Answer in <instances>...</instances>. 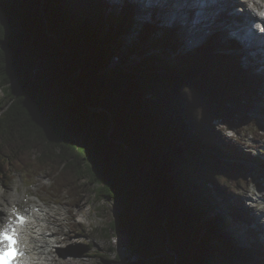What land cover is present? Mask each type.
<instances>
[{"label": "trees", "instance_id": "1", "mask_svg": "<svg viewBox=\"0 0 264 264\" xmlns=\"http://www.w3.org/2000/svg\"><path fill=\"white\" fill-rule=\"evenodd\" d=\"M123 1L0 0V184L48 172L53 194L79 202L88 178L99 201L122 207L107 231L127 230L139 258L121 264H174L160 256L165 217L151 193L161 189L180 264H264L251 230L246 243L227 240L235 216L248 220L228 189L249 179L244 151L214 125L251 123L262 77L219 33L177 54L174 29L140 20ZM164 48L172 60L162 59ZM113 54L122 67L109 68Z\"/></svg>", "mask_w": 264, "mask_h": 264}, {"label": "rangeland", "instance_id": "2", "mask_svg": "<svg viewBox=\"0 0 264 264\" xmlns=\"http://www.w3.org/2000/svg\"><path fill=\"white\" fill-rule=\"evenodd\" d=\"M134 1L138 3V5L134 4L136 7L137 17L154 21L152 19L153 17L160 19L162 16V19L165 22L169 21L173 23L171 24V27L175 26V23H181V20H177L175 17L170 16L175 9H178L180 12L190 16L191 20V15L194 14L189 6V4H191L189 0ZM161 2L162 4H160ZM121 4H124V1L117 0L116 5ZM143 4L154 8L149 13L152 18H149L144 14V11L146 10L142 6ZM196 6H200L199 0ZM201 9L205 16V25L207 23L209 24V18L207 19L208 14L202 1ZM160 12L161 16L159 17L158 13ZM161 23H163V21H161ZM193 23L194 22L191 21L189 23V27L194 26ZM208 24L205 26V30ZM231 31H233V29H230L229 32H226V34L224 33V38L222 37L223 41H225V38L229 39ZM127 41L129 42V39H127ZM158 53L162 56V59L166 61H170L173 58L172 52L166 48H164V50L159 49ZM163 75L167 78L171 76V74L167 72L163 73ZM3 96L4 94L0 90V101ZM259 103V105L250 111V115L252 117L251 123L247 122L243 124L242 121H237L236 126L227 131L228 129H226L224 124L217 122L216 129L220 131L222 130V133L225 134L227 138L231 139L232 142H235L238 148L243 149V159H240V163L242 164L243 170L249 179L248 185H245V187H237L234 185L233 188L230 187L228 189L230 199H233L232 201L234 203L238 202L239 206H242L243 210L248 215V219L250 217V221L247 222L240 216H235V222H233L235 226H232L233 230L232 228L228 229L229 235L230 233H233L232 235L235 240L232 238L231 240L227 238V240L234 245L240 242L246 243V236H249L248 230H251L252 242H259L262 245V250L264 251V226L262 228L261 226L255 227V223H258L259 225V219L264 221L262 219V215L264 214V198L263 200L260 199L259 202L251 199L256 197L261 192H264V164L261 159L263 157L257 156L256 154L258 153V149L250 146L257 144L259 135L264 133V131L258 130L261 122L257 119V115H259L260 110H264V107L261 105L264 104V100H260ZM252 162L256 163V166L251 165ZM50 178L51 177L48 172L42 173L33 179H31L27 174H14L7 177L5 183L3 185L0 184V212L3 211L2 208L4 205L7 207V210H9V216L12 215V210H10L7 200L19 201V205L15 206L24 207L25 209H27L30 202L37 200L39 202L36 204L43 203L47 210H51V213L54 216L56 215V218H58L59 221L52 222L50 218L46 221L49 223L51 229L48 231V236L51 234L53 229H57L60 233L55 236L48 237V241L51 244L50 248H53V256L60 261L58 264H106L107 260L114 262L112 264H121L131 254L135 255L131 251V236L128 235L127 230L123 229L120 233H108L107 231L113 217L119 213L120 209H122L117 200L99 201L96 197L97 186L92 184L88 178H83L80 182L82 197L79 202L75 199H71L67 194L57 196L53 194V191L50 189L52 187ZM146 197H148V195H146ZM71 202L73 204L77 203L73 205ZM134 204L136 209L141 210L139 202L134 201ZM131 206L132 205L130 204V208ZM255 214L258 215V219L254 220L252 217L255 216ZM127 218L133 219L134 216L130 215L127 216ZM58 222L61 224L59 225ZM134 222H137L136 219H134ZM129 229L134 230L132 225L129 226ZM135 231H137V226ZM68 235H70V237L67 242H56L57 238L63 240ZM136 237L138 239L140 235L136 234ZM71 245L72 247L70 248ZM61 246L67 247L64 251H60L59 247ZM161 249L162 243H157L153 251ZM137 258H139L138 255L133 257V259Z\"/></svg>", "mask_w": 264, "mask_h": 264}, {"label": "bare ground", "instance_id": "3", "mask_svg": "<svg viewBox=\"0 0 264 264\" xmlns=\"http://www.w3.org/2000/svg\"><path fill=\"white\" fill-rule=\"evenodd\" d=\"M191 2V4H189V6L191 7V9L197 5L198 0H189ZM211 1V0H210ZM225 0H220L219 2H215V3H210L207 0V6H208V15H209V20L211 22V25L213 28H218L221 29V31L223 33L226 34V32H229L230 29H233L232 32L236 33L235 36H233L232 38H234L233 40L237 41V42H241L243 37H244V33L245 31H247L249 29L248 23L249 20H251L252 15L254 14L253 9H252V5H250V7L247 8H238V1L239 0H231L229 3H224ZM139 2V0H138ZM135 4L138 5V3L136 2ZM211 6L213 5H218V4H222L220 7L218 5V11L216 12H212V10L210 9L209 5ZM247 4V3H245ZM146 11H144V14L147 15L149 18H152L150 11H152V9H154L153 7H148L146 4L142 5ZM238 9V10H237ZM243 14H240L239 12H241ZM143 12V11H142ZM159 17L161 16V12L158 13ZM156 16V15H154ZM171 17H175L177 20H181V23H175L182 26L183 27V31L185 34H187L186 32L187 30V26H189V23L193 20H191L190 16L180 12L178 9H175L173 11V13L170 14ZM163 17H160V20L165 22L163 19ZM152 19L158 20L159 18L157 17H153ZM201 19L205 20V16L204 13H202ZM168 24H173L171 22H165ZM207 34H210L211 31L207 30L206 31ZM259 33V32H257ZM212 35V33H211ZM205 44V43H204ZM264 40L259 36H253V37H249L247 39H245L244 44H243V51H244V63L246 64V66L248 67H256L258 71L260 72H264V68L263 65L264 64ZM264 161V160H263ZM251 165L256 166V163H251ZM260 197H258L256 199V202H259V198L261 199L263 196L264 198V192L261 193V195H259ZM18 203V204H16ZM72 203V202H71ZM7 204L10 207V210H13V208L15 207V205H19V201H13V200H7ZM73 204V203H72ZM3 211H1L3 213V216L0 217L1 223H0V227H5L7 225V223L9 222L8 220V216H9V210H7V207L3 205L2 208ZM239 214V213H238ZM264 215V214H263ZM262 215V219L264 220V216ZM46 217L49 220V218L52 220V222H57L59 221L58 218H56V215L54 216L51 213V210L46 211ZM258 215L255 214V216H253L252 218L258 219L257 218ZM250 219V217H249ZM40 220V217L37 219ZM43 219H41L42 221ZM47 220V221H48ZM41 221L37 224H33V231L34 232H38V236L37 238H28V235L25 234L23 236L25 242L27 243L28 247L31 249L33 254L39 255L38 258H35V261L32 262V264H58L60 261H58V259H56L53 254H52V250L50 248V243L48 241L47 235L45 234V230L47 228L50 229V225L48 222L45 223H41ZM259 219V225L258 223H255V227H260L261 228L264 226V221H261ZM256 222V221H254ZM58 224L60 225L61 223L58 222ZM232 227H227L225 232H226V237L228 239L231 240V238L233 240H235V238L233 237V233L229 235L228 229H231ZM42 229V230H41ZM264 229V227H263ZM51 230V229H50ZM233 230V228H232ZM58 233H60L57 229H53L52 230V236L57 235ZM82 234V233H81ZM85 234V233H84ZM224 235V234H223ZM70 237V235H68L65 239L60 240L59 238H57L56 242H67L68 238ZM241 243V242H240ZM70 245V244H69ZM67 246H61L59 247L60 251H64L66 249ZM72 247V245L70 246V248ZM46 255L49 256V261L46 259V257L44 256ZM35 256V257H36ZM36 259H40V261H36Z\"/></svg>", "mask_w": 264, "mask_h": 264}, {"label": "snow or ice", "instance_id": "4", "mask_svg": "<svg viewBox=\"0 0 264 264\" xmlns=\"http://www.w3.org/2000/svg\"><path fill=\"white\" fill-rule=\"evenodd\" d=\"M253 12L264 20V12H258L255 9ZM261 30L264 31V24L261 25ZM15 211L13 208V212ZM2 216L3 213L0 212V217ZM15 223H25V217L17 213ZM24 255L25 253L19 246V234L14 224L8 223L6 227H0V264H20L19 258Z\"/></svg>", "mask_w": 264, "mask_h": 264}, {"label": "water", "instance_id": "5", "mask_svg": "<svg viewBox=\"0 0 264 264\" xmlns=\"http://www.w3.org/2000/svg\"><path fill=\"white\" fill-rule=\"evenodd\" d=\"M42 13V11H41ZM112 65V67H111ZM109 68L110 69H116V67H114V65L112 63H110L109 65ZM160 186V184H159ZM152 187H155L157 189L158 187V184H152ZM155 192V193H154ZM152 192V198L154 200L153 204L156 205L157 207L154 208V212L157 211L159 213V217L161 218H164L163 219V223L162 225L165 227V233H166V244L164 245V253L160 254L161 257H164V256H168V255H173L174 256V264H180V256L178 255V253L176 251L173 250V248H170V242H171V237H170V233L167 231L168 228L166 226V223H167V217L170 213V208H172V205L168 202L166 205L162 202V194H163V191L161 189H158L156 191ZM152 206V205H151ZM162 243V242H161ZM163 248V246H162ZM135 255H130L128 256L127 259L129 260H136V259H133Z\"/></svg>", "mask_w": 264, "mask_h": 264}]
</instances>
